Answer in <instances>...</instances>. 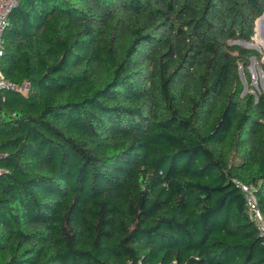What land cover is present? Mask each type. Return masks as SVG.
I'll use <instances>...</instances> for the list:
<instances>
[{"label":"trees","instance_id":"1","mask_svg":"<svg viewBox=\"0 0 264 264\" xmlns=\"http://www.w3.org/2000/svg\"><path fill=\"white\" fill-rule=\"evenodd\" d=\"M264 0H17L2 36L0 264H264ZM241 73V76H240Z\"/></svg>","mask_w":264,"mask_h":264},{"label":"built area","instance_id":"2","mask_svg":"<svg viewBox=\"0 0 264 264\" xmlns=\"http://www.w3.org/2000/svg\"><path fill=\"white\" fill-rule=\"evenodd\" d=\"M16 5L17 0H0V57L2 55V36L8 25V15ZM15 89L16 87L12 83L4 80L0 75V102L4 100L2 96L3 91ZM238 186L243 192L246 193L249 219L256 225V228L259 230L261 236H264V221L262 219V215L257 209L256 201L253 198V193L251 192L250 188L246 187L242 183H238Z\"/></svg>","mask_w":264,"mask_h":264},{"label":"rangeland","instance_id":"3","mask_svg":"<svg viewBox=\"0 0 264 264\" xmlns=\"http://www.w3.org/2000/svg\"><path fill=\"white\" fill-rule=\"evenodd\" d=\"M262 39L258 36L257 30L254 29V35L252 37V42L249 44H245L246 47H251L252 49L256 50L260 54V60L257 61L255 58H250L248 71L251 77V87L249 89L245 86L243 93L246 92H254L255 90L257 93L264 92V62H262V58L264 56V48L262 44ZM258 45L259 49L255 48ZM241 76V73H240Z\"/></svg>","mask_w":264,"mask_h":264},{"label":"water","instance_id":"4","mask_svg":"<svg viewBox=\"0 0 264 264\" xmlns=\"http://www.w3.org/2000/svg\"><path fill=\"white\" fill-rule=\"evenodd\" d=\"M254 29H255V31L258 30L257 33H258L259 37L262 39L261 41H262L263 48H264V16H260L255 20ZM249 48H251V47H249ZM255 48L259 49V46L256 45ZM262 62H264V56L262 58Z\"/></svg>","mask_w":264,"mask_h":264},{"label":"bare ground","instance_id":"5","mask_svg":"<svg viewBox=\"0 0 264 264\" xmlns=\"http://www.w3.org/2000/svg\"><path fill=\"white\" fill-rule=\"evenodd\" d=\"M257 32H258V30H257ZM258 34V33H257ZM259 36V35H258Z\"/></svg>","mask_w":264,"mask_h":264}]
</instances>
